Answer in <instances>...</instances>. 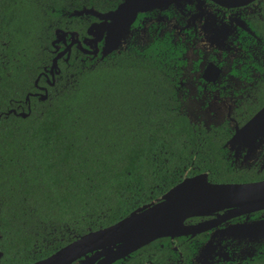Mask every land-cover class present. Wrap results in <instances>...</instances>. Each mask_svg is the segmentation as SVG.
<instances>
[{
	"label": "trees",
	"instance_id": "1",
	"mask_svg": "<svg viewBox=\"0 0 264 264\" xmlns=\"http://www.w3.org/2000/svg\"><path fill=\"white\" fill-rule=\"evenodd\" d=\"M82 7L110 2L0 0L1 264H29L184 176L223 171L216 141L176 110L171 54L157 43L101 59L71 49L51 85L38 76L55 29L84 33L91 15H71Z\"/></svg>",
	"mask_w": 264,
	"mask_h": 264
},
{
	"label": "flooded vegetation",
	"instance_id": "2",
	"mask_svg": "<svg viewBox=\"0 0 264 264\" xmlns=\"http://www.w3.org/2000/svg\"><path fill=\"white\" fill-rule=\"evenodd\" d=\"M121 1L109 0L108 9L97 11H113ZM91 17L84 18V33L73 34L76 42L58 55L64 62L71 49L88 59L98 55L102 35L95 54L82 51L89 50L87 26L99 22ZM128 30L124 50L157 43L160 53L170 52L173 73L167 77L176 110L218 144L223 171L205 170V179L264 180V0H158V7L137 11ZM148 34L149 41L140 44ZM69 41L67 33L54 43V55ZM39 75L48 84L53 79L49 71ZM257 114L259 123L238 131ZM181 224V233L154 237L126 253L108 256L94 249L67 264H264V206L240 210L225 202L186 216Z\"/></svg>",
	"mask_w": 264,
	"mask_h": 264
},
{
	"label": "water",
	"instance_id": "3",
	"mask_svg": "<svg viewBox=\"0 0 264 264\" xmlns=\"http://www.w3.org/2000/svg\"><path fill=\"white\" fill-rule=\"evenodd\" d=\"M150 6L158 7V0H122L113 11L100 13L89 7H82L73 10L71 15L89 14L96 17L99 22L90 23L86 28V38L91 41L92 49H82L83 52H97L96 39L102 35L101 49L98 59L105 57L111 52H119V41L126 35L129 23L133 20L137 11H142ZM115 28L112 30V28ZM113 31V32H112ZM69 34V43L60 52H57L51 59L48 71L53 78V69L56 67V59L72 43L75 31L54 30V39L51 44L54 46L63 35ZM54 48V47H53ZM58 70H54L57 73ZM36 82V79L34 83ZM53 83V79L49 85ZM39 99L46 97L45 91L36 93ZM26 95L24 100H27ZM28 108V107H27ZM25 117L28 112L15 113ZM262 117L254 115L238 131L248 130L250 126L259 123ZM238 132L235 137L237 138ZM206 172H201L190 177L184 176L179 182L171 186L155 201H148L129 211L125 216L106 226L89 230L77 236L70 242L56 249L46 258L32 264H67L71 259L91 250H98L105 255H120L148 240L162 235H177L184 227L181 220L189 215L206 212L214 206L227 202L235 209L252 210L264 206V180L246 183H209L205 179ZM1 255V252H0Z\"/></svg>",
	"mask_w": 264,
	"mask_h": 264
},
{
	"label": "rangeland",
	"instance_id": "4",
	"mask_svg": "<svg viewBox=\"0 0 264 264\" xmlns=\"http://www.w3.org/2000/svg\"><path fill=\"white\" fill-rule=\"evenodd\" d=\"M129 34H130V31L127 28L126 35H124V37L122 39H120V41H119L118 49L125 46V43H126L128 37H129ZM149 38H150L149 34L146 37L141 38L140 39V44L147 43L149 41ZM101 45H102V43H101ZM87 46H88V49H90V50L92 49L91 41H88V45ZM100 49H101V47H100Z\"/></svg>",
	"mask_w": 264,
	"mask_h": 264
}]
</instances>
